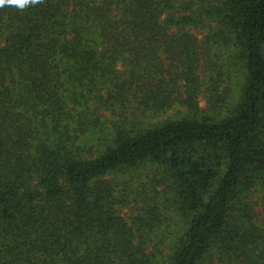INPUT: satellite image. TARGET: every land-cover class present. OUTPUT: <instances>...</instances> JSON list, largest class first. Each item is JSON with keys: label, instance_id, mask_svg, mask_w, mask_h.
<instances>
[{"label": "trees", "instance_id": "obj_1", "mask_svg": "<svg viewBox=\"0 0 264 264\" xmlns=\"http://www.w3.org/2000/svg\"><path fill=\"white\" fill-rule=\"evenodd\" d=\"M0 264H264V0H0Z\"/></svg>", "mask_w": 264, "mask_h": 264}, {"label": "rangeland", "instance_id": "obj_2", "mask_svg": "<svg viewBox=\"0 0 264 264\" xmlns=\"http://www.w3.org/2000/svg\"><path fill=\"white\" fill-rule=\"evenodd\" d=\"M145 174V173H143ZM134 207L129 206L127 208H119L118 213L120 214V216H122L125 219H130L131 217H133V213H134Z\"/></svg>", "mask_w": 264, "mask_h": 264}, {"label": "clouds", "instance_id": "obj_3", "mask_svg": "<svg viewBox=\"0 0 264 264\" xmlns=\"http://www.w3.org/2000/svg\"><path fill=\"white\" fill-rule=\"evenodd\" d=\"M30 2V0H11V3L18 5L19 7L23 8L25 5H27ZM40 0H31V3H38Z\"/></svg>", "mask_w": 264, "mask_h": 264}]
</instances>
